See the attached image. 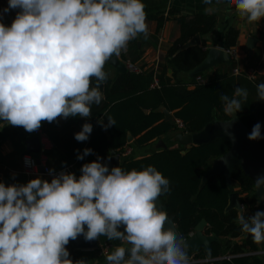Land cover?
I'll use <instances>...</instances> for the list:
<instances>
[{
    "label": "trees",
    "instance_id": "1",
    "mask_svg": "<svg viewBox=\"0 0 264 264\" xmlns=\"http://www.w3.org/2000/svg\"><path fill=\"white\" fill-rule=\"evenodd\" d=\"M101 10L105 11L104 5L91 0L63 4L60 12L64 26L54 31V37L58 41L73 40L87 25L99 28L98 11ZM149 17L156 19L157 29H160L163 18ZM177 22L180 35L157 70L140 74L118 72L110 78L106 70L108 65L100 62L96 66L100 82L95 76H86L66 101L67 107L79 104L78 91L86 90L88 120L84 122L87 123L81 122L77 128L74 123L78 115L73 113L61 128L54 120L42 127L53 144L52 150L46 153L48 159L56 157L58 160L55 171L69 170L59 197L66 202L67 196L81 187L87 202L74 211L75 215L84 221L96 215L99 219L98 244L111 243L115 250L121 246L122 238L118 233L129 211L141 215L140 224L144 229L151 228L153 220L140 200L112 201L105 194L154 192L165 204L169 218L183 237L192 234L196 225L204 220L203 234L216 238L208 249L201 247L192 254L193 260L200 261L193 264H264V254H258L264 246V238H243L252 227V212L264 210V189L261 196H257L253 180L239 167L233 170V191L238 189L236 192L243 206L240 215L236 210L225 212L230 191L223 176L209 178L200 188L202 175L211 161L229 149L226 140L215 139L191 145L186 150L160 149L149 156L123 161L118 168L101 162L109 157L111 150L122 152L128 135L135 138L137 145H144L174 132L177 128L164 120L161 108L173 112L188 133H196L213 119H229L226 107L233 103L237 117L264 149V75L248 79L245 74L234 76L214 71L182 80L181 74L198 66L206 51L202 49L204 43L182 51L180 47L196 34L204 36L212 31L216 19L212 15H195L189 20L180 17ZM237 35L235 29L226 32L223 41L226 49L235 45ZM46 39L44 34L38 33L34 44L28 47L30 52L40 49L45 53L49 46ZM56 47L69 56L59 44ZM4 51L0 45V102L2 108L10 110L19 102L27 101L25 82L42 94L48 78L57 72L38 58L14 55L6 64L2 58ZM197 76H202L204 83L197 84ZM154 78L158 80L157 87H152ZM98 83L103 85L102 93ZM50 194L51 189L46 186L38 187L21 203L12 204L4 221L7 223L12 216L21 221L13 233L16 249L1 244L0 261L80 264L81 250L75 248L73 238L61 229L66 221L52 209L35 210ZM27 210H30L28 214L22 212ZM239 238L241 240L236 241ZM120 252L115 251L113 255L123 260ZM97 258L105 263L104 258ZM137 262L145 264L141 259Z\"/></svg>",
    "mask_w": 264,
    "mask_h": 264
},
{
    "label": "crops",
    "instance_id": "2",
    "mask_svg": "<svg viewBox=\"0 0 264 264\" xmlns=\"http://www.w3.org/2000/svg\"><path fill=\"white\" fill-rule=\"evenodd\" d=\"M73 1L86 0H0V28L5 25H11L14 30L13 48L9 51L10 58L14 55L24 58H38L39 54L44 53L40 49H34L31 53L28 49L33 45L38 33L44 34L49 42L46 49L47 55L56 54L58 49L56 44L58 40L54 37L56 29L40 28L38 21L44 18L51 11H61L63 4ZM102 3L105 11H98L99 30L113 43L116 48L126 47L125 58L136 63L143 68V71L157 70L159 64L164 62V58L174 41L180 35V27L177 19L184 17L187 20L195 15H212L216 19V25L212 31L200 36L202 49L223 43L224 36L229 29H235L238 32L233 49L236 58L227 64H219L206 72H229L234 76L245 74L248 79H254L257 75H264V0H91ZM152 17L163 18V24L157 29V21ZM250 38L255 39L254 44L249 45ZM2 45V44H0ZM224 45V43H223ZM4 47V45H2ZM5 48V47H4ZM224 49H226L224 47ZM65 50V49H64ZM9 58V59H10ZM109 66V65H108ZM106 68L109 77L114 78L117 70L112 66ZM237 70V74L234 71ZM171 74V71H167ZM181 74L180 78L187 81L189 76ZM81 102L69 107L65 104L55 111L52 115H47L44 110L45 94H41L34 101L19 102L12 109L5 110L0 102V230H8V224L15 220L12 218L6 223L4 220L11 212L12 204L21 203L23 199L38 187L46 186L49 188L52 182L51 178L43 174L26 176L23 173L22 155L27 150V141L33 138V130L42 127L46 122L54 120L59 128L68 123L73 113L78 115L75 120V126L78 128L80 123L86 124L88 120L87 96H81L78 91ZM68 100V99H67ZM66 100V101H67ZM233 104V103H232ZM226 107V113L230 117V107ZM165 108H161L162 112ZM167 110V109H165ZM168 111V110H167ZM171 119L168 120L176 127L174 113L168 111ZM51 118V120H48ZM165 120V116H164ZM166 121V120H165ZM43 130V129H42ZM44 132V131H43ZM187 132L185 128L182 131L175 130L165 136L160 137L153 142L144 145H137L135 138L127 136L126 145L122 152L117 153L120 164L123 161H130L149 156L163 148H158V140H162L166 149L186 150L188 147L181 146L175 136L178 133ZM188 133V132H187ZM48 137V136H47ZM48 151H51L53 144L48 138ZM142 153V154H141ZM139 154V155H138ZM131 156V157H130ZM58 163L56 157L47 160V166L55 171ZM119 164V165H120ZM2 179L8 180L11 184L6 190L2 187ZM65 186V184H64ZM234 188V191H237ZM48 199V198H47ZM47 199L43 200L41 206ZM64 202V201H63ZM87 198L84 190L77 187L67 196V201L74 210L86 204ZM38 206V207H39ZM257 205H254L256 209ZM243 207V206H242ZM5 208L2 213L1 209ZM28 214L30 210L22 211ZM139 213L129 211L127 217ZM256 220V224L250 228L254 230L251 235L255 238H264V210H255L251 214ZM153 220V218H152ZM154 221L152 227L144 229L142 225L136 236L127 241L122 238L120 247L113 250H120L121 260L124 264H138V260H143L145 264L159 263L155 260L152 248L159 245L163 249L161 264H193L200 262L193 260L191 256L185 259V262L170 260L166 257L167 246L160 243L157 238L147 234L150 229H155ZM159 227V226H158ZM125 228L122 226V229ZM248 236V231L246 235ZM241 238L236 239V241ZM1 245V244H0ZM80 250V249H79ZM123 250H131L137 259H130L123 256ZM80 264H103L96 256V250H81ZM112 254V256H114ZM258 254H264V246L260 247ZM1 264H8V261H0Z\"/></svg>",
    "mask_w": 264,
    "mask_h": 264
},
{
    "label": "water",
    "instance_id": "3",
    "mask_svg": "<svg viewBox=\"0 0 264 264\" xmlns=\"http://www.w3.org/2000/svg\"><path fill=\"white\" fill-rule=\"evenodd\" d=\"M38 26L46 29L61 28L64 26L63 14L59 11L51 10L44 18L38 21ZM13 39L14 30L11 25H5L0 28V44L4 45L6 51L13 48ZM254 42L255 39L250 38L249 45L254 44ZM58 43L69 53L66 63L61 62L56 56L47 55L46 53L39 54V59L49 63L58 75L57 80L45 94L43 110L47 115H52L60 109L86 76H95L97 81L100 82V77L96 70L98 63L103 62L112 66L120 73L127 72L118 58L116 47L96 27L87 25L76 39L59 40ZM199 44V35H195L182 45L179 50L182 51ZM2 58L8 64L10 53L4 52ZM230 62L231 57L225 52L223 43H219L216 46L207 48L203 61L191 70L188 75L194 76L206 72L219 64L228 65ZM24 87L28 101H34L40 97L41 94L34 90L28 82L24 83ZM97 87L102 93L103 85L98 83ZM163 113L166 121L171 119V115L167 110L164 109ZM48 120H51V118ZM215 139L226 140L230 147L223 155L211 161L209 168L202 175L200 188L204 186L209 178L215 175L223 176L225 184L230 191L225 212L236 210L241 215L243 207L240 203L238 192L233 191L232 172L236 167H239L246 176L253 180L255 194L261 196L264 189V149L260 146L258 139L237 117L233 104L230 107L229 119H213L196 133L182 132L175 136V140L183 147L204 144ZM157 147L166 149V145L162 140H158ZM39 148L38 138H30L27 141V150L24 154L36 155L39 152ZM101 162L113 168L120 166L119 156L114 150H111L109 157L101 160ZM10 186L11 184L8 180L2 179L4 190ZM63 188V180H52L49 185V189H51L50 196L35 210L52 209L61 219H64L66 225L61 229L73 238L75 248L80 250L96 249L98 245V217L93 215L87 221L78 219L74 213L75 210L59 197V193ZM105 195L112 201L140 200L144 204V211L159 226V229H150L147 234L157 238L160 243L167 246L165 255L170 260L188 259L201 247L208 249L211 242L216 240L214 236L203 234L206 226L204 220H201L196 225L192 234L187 238L183 237L169 218L165 204L154 192L146 195L137 191H130L122 196L116 193H106ZM89 208L92 209V206H89ZM20 222V220H12L8 224V230H0V244L16 249L13 233ZM253 233L254 230L250 228L247 238ZM135 236V230L130 227H125L118 233V237L125 238L127 241H131ZM122 254L130 259L138 258L131 250H123Z\"/></svg>",
    "mask_w": 264,
    "mask_h": 264
},
{
    "label": "built area",
    "instance_id": "4",
    "mask_svg": "<svg viewBox=\"0 0 264 264\" xmlns=\"http://www.w3.org/2000/svg\"><path fill=\"white\" fill-rule=\"evenodd\" d=\"M116 49H117L118 58L122 62L127 72L133 73V74H140L143 72V68L141 66L130 61L128 58H125L126 47L122 49H119V48H116ZM224 50L231 57V59L234 60L236 58V53L233 49H224ZM57 54L61 62L66 63L68 61L69 56H67V54L64 51H59ZM234 73L237 74L238 73L237 70H235ZM57 77L58 75H51L48 78V82L44 88L43 94H46L50 90L51 85L54 84V82L57 80ZM195 82L197 84L204 83V78L202 76H197L195 78ZM157 86H158V80L157 78H154L152 87H157ZM80 95L87 96L86 90H81ZM176 128L177 130L182 131L184 126L180 121L176 120ZM33 136L38 138V142L40 146L39 152L36 155H33V154H23L22 155L21 158H22L23 173L26 176H32L35 174H43V175L50 177L51 180L59 179V180L64 181L65 177L69 174L68 169L54 171V170H51L47 166L48 156L46 153L48 152V149H49L48 147L49 142H48L47 135L43 132V130L40 127H38L33 130ZM1 212L4 213L5 208H2ZM141 220H142V217L140 214L129 216L124 220L122 226L130 227L133 230H135V232H138L141 226L140 224ZM250 224L251 226H254L256 224V220L254 219V217H250ZM113 248L114 246L111 243L98 244L95 249L96 256L100 258H104L105 260L104 264H124L123 261L112 256L111 252ZM152 252L155 257V260L159 262L155 264H161L160 260L164 256L162 247L159 245H155L152 248ZM176 261H178V263L185 262V260H176Z\"/></svg>",
    "mask_w": 264,
    "mask_h": 264
},
{
    "label": "rangeland",
    "instance_id": "5",
    "mask_svg": "<svg viewBox=\"0 0 264 264\" xmlns=\"http://www.w3.org/2000/svg\"><path fill=\"white\" fill-rule=\"evenodd\" d=\"M142 154V153H141ZM139 155V154H138ZM131 157V156H130ZM133 216V215H132ZM155 229H159V227L157 225H155V227H153Z\"/></svg>",
    "mask_w": 264,
    "mask_h": 264
}]
</instances>
